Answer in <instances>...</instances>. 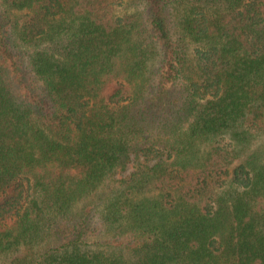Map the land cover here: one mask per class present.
<instances>
[{
    "label": "trees",
    "instance_id": "trees-1",
    "mask_svg": "<svg viewBox=\"0 0 264 264\" xmlns=\"http://www.w3.org/2000/svg\"><path fill=\"white\" fill-rule=\"evenodd\" d=\"M175 1L0 0L9 264H264V0H188L174 20L191 68ZM131 153L155 162L73 212ZM53 220L73 235L50 246Z\"/></svg>",
    "mask_w": 264,
    "mask_h": 264
},
{
    "label": "rangeland",
    "instance_id": "rangeland-1",
    "mask_svg": "<svg viewBox=\"0 0 264 264\" xmlns=\"http://www.w3.org/2000/svg\"><path fill=\"white\" fill-rule=\"evenodd\" d=\"M174 4L170 3V6L167 7V16H168V21L170 22L171 26V31L173 34V41H174V47H175V52L177 53V57L181 59H184L187 61L189 64L188 68H191V66H194V46L190 42V40L187 37H184L183 31L177 26V21H175L174 16L176 14H179V10L185 7L187 5L188 0H176L173 2ZM172 5V6H171ZM21 14L16 12V11H10L7 15L2 17V21L4 24V29L8 37L10 38V41L14 43L15 47L16 44H20V42L17 40L15 36V26L17 22L20 21ZM19 46V45H18ZM22 46L19 48L16 47L18 51ZM164 53L161 55V60L163 58ZM186 64V63H184ZM180 95V88H174L173 91L171 92V95L169 94L167 99H163L161 103L156 106V108L161 107L162 105L165 104L164 109H157V110H152L157 118H163L162 115L164 112H167L170 108H168V102L175 96ZM151 117V110L149 109L148 112H145L144 117L141 115L143 119L146 117ZM146 123L151 122L150 120H146ZM154 160L147 161L145 157L139 153H131V160L126 166L125 169L118 168L114 170L107 178L105 183L100 187L98 191L93 192L90 196L85 197L81 201H79L73 208V212H78L79 210H84V211H89L91 208L94 207L95 204L100 202L101 196L103 193L110 192L115 186H117L121 181L126 180L130 178L131 176L135 175H140L142 174L146 168L149 165L154 164ZM93 219L91 222V225L98 226L97 221L95 218V214H93ZM52 223V224H51ZM49 226H51V231H48V242L50 243V246H55V245H60L61 243L67 241L72 235L73 232L70 230V227L66 223L65 220H53L50 222ZM88 229V228H87ZM47 234V233H46ZM21 254H18V256H21ZM14 258L13 256H3L0 257V264H9L10 261Z\"/></svg>",
    "mask_w": 264,
    "mask_h": 264
}]
</instances>
